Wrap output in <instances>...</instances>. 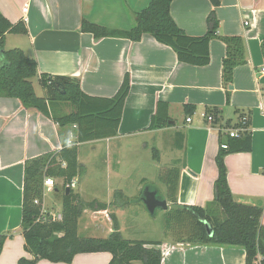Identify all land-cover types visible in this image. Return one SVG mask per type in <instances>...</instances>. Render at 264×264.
Here are the masks:
<instances>
[{
	"label": "crops",
	"instance_id": "obj_1",
	"mask_svg": "<svg viewBox=\"0 0 264 264\" xmlns=\"http://www.w3.org/2000/svg\"><path fill=\"white\" fill-rule=\"evenodd\" d=\"M149 2L0 0V13L11 23L25 18L28 33L17 35V41L23 43L12 42L13 47L34 57L40 73L74 79L84 93L99 97L114 95L124 75L129 74L130 89L117 135L91 143L103 141L107 153L113 154V149L124 140L164 131L174 160L180 158L184 162L180 165L175 197L179 205L203 207L212 202L219 140L230 137L231 130H237L239 136L249 134L251 150L224 156L227 184L236 201L261 207L260 221L264 227V56L260 47L264 39V0H221L216 7L209 0H172L170 4L171 17L188 35H204L206 17L213 10L218 20V35L242 37L246 62L233 70L228 106L221 79L225 44L220 38L209 41V63L195 66L180 62L171 47L157 42L150 34H143L138 41L123 37L95 39L91 33L79 30L83 19L111 29L127 30L134 24L135 14ZM23 7H26L24 12ZM158 101L168 105L170 126L149 130ZM187 103L194 106L189 115L184 113L183 106ZM211 112H218L213 123L202 117V113ZM187 117L190 121H186ZM242 117H246L245 127L240 126ZM68 127L71 130L64 137L62 132ZM180 132L184 135L182 142L177 136ZM71 133L72 126L59 128L36 109L23 107L18 99L0 96V233L12 232L3 244L0 264H17L20 257L32 258L24 248L20 226L24 161L60 148L63 141L71 139ZM180 143L181 149L177 147ZM74 181L77 187V178ZM116 185V194L127 199V192L118 182ZM110 187L107 198L112 191ZM143 188L138 186L141 193ZM151 192L156 200L167 201L165 184L162 191ZM125 207H114L119 232L127 239L159 241L154 247L161 252L160 264H244L245 253L239 246L169 241L164 227L153 238L145 236L148 230H132L134 227L125 221L128 215ZM106 229L109 232L104 234L84 235L107 237L113 228ZM111 259L109 252H92L78 253L69 263L40 259L36 264H109Z\"/></svg>",
	"mask_w": 264,
	"mask_h": 264
},
{
	"label": "trees",
	"instance_id": "obj_2",
	"mask_svg": "<svg viewBox=\"0 0 264 264\" xmlns=\"http://www.w3.org/2000/svg\"><path fill=\"white\" fill-rule=\"evenodd\" d=\"M171 2L172 0H150L145 8L135 14L134 24L127 30L111 29L86 19L81 21L79 30L91 33L95 39L123 37L138 41L143 34H150L157 42L171 47L180 62L195 66L209 63V41L215 37L220 38L225 44L221 79L228 106L233 70L246 62L242 37L218 35V20L213 10L206 17V33L201 36L188 35L171 17ZM209 2L216 7L221 0ZM27 33L23 20L11 23L0 13V96L18 99L23 107L36 109L59 128L72 126L69 139L72 146L68 147L66 141H63L60 148L24 161L20 226L24 248L32 258L20 257L17 264H36L40 259L69 263L78 253L92 252H109L112 255L109 264H160L161 252L154 247L160 242L125 238L118 230L114 214H111L113 230L107 237L80 235L78 223L83 211L105 210L108 204L95 200L83 201L70 186L81 175L78 145L117 135L125 98L130 89L129 74L124 75L122 83L111 97L88 95L74 79L40 73L36 59L27 56L21 48L5 49L6 34ZM260 47L264 56V39ZM33 80L40 86L41 94H37ZM54 82L59 83L58 88L53 86ZM61 105L69 106V111L63 112ZM183 107L186 115L194 111L192 104L187 103ZM167 109L166 102H157L149 130L170 126ZM210 114L216 120L218 112ZM240 126L245 127L246 124ZM177 136L182 142V132ZM223 143L227 144V148L221 147ZM177 147L181 149L182 143L177 144ZM249 150V134L219 140V150L215 156L217 177L213 184L214 198L203 207L176 203L179 169L184 162L174 160L160 176L166 185L167 201L171 203L163 213L165 234L170 233L176 237L177 242L189 244L239 246L245 253L244 264H264V227L260 221L262 209L233 198L227 184L224 164L226 154ZM48 177L61 180L60 187L57 184L53 187L54 193L61 191L60 219L50 218L49 213H41L43 181ZM36 198L39 200L38 204L33 202ZM206 222L213 229L211 235L207 232ZM170 226H174L172 232L169 231ZM11 236V231L0 233V252L5 240ZM132 260L140 261L135 263Z\"/></svg>",
	"mask_w": 264,
	"mask_h": 264
},
{
	"label": "rangeland",
	"instance_id": "obj_3",
	"mask_svg": "<svg viewBox=\"0 0 264 264\" xmlns=\"http://www.w3.org/2000/svg\"><path fill=\"white\" fill-rule=\"evenodd\" d=\"M16 37H18L16 34L7 36V42L4 43L5 49L13 48L15 45L12 42H15L14 44L23 43L22 40L17 41L18 38ZM33 82L37 94H41L40 86L35 80ZM61 109L63 112H68L70 107L61 105ZM69 130H71V127L62 132L64 137L68 135ZM169 143V137L164 131H161L154 133L153 136L146 134L124 140V142L118 144L116 150L113 149V154L111 152L107 153V145L103 141H99L97 144L84 142L78 145L81 175L77 177V187L73 186L72 188L83 201H99V198L101 201L103 199V203L108 204L106 216L89 209L83 211L78 223V233L80 235L109 232L106 227L111 229L113 226L111 214L116 210L114 207L125 205L126 209L124 211L128 213L125 216V221L127 225L130 224L131 227H134L132 230H135V228L140 231L148 230L149 232H146L149 234H145V236L158 237V229L163 228V213L171 206V203L166 201L167 208L165 210L155 206L152 211H149L145 200L147 196L154 195V192L151 191L157 189L162 191L164 187L160 176L165 169L173 164V157L175 156L168 145ZM117 182L118 185L120 184V188L127 192V199H123L124 196L116 194L118 192L114 189ZM57 185L61 186L60 180ZM139 185L144 187L142 193L138 190ZM109 187L112 188V191H110V196L108 195L107 198ZM43 206L46 213L55 216L60 213L61 191L56 194L53 189L45 190ZM173 229L174 226L172 228L170 226L169 231L172 232ZM167 236L169 241H176V237L170 233Z\"/></svg>",
	"mask_w": 264,
	"mask_h": 264
},
{
	"label": "built area",
	"instance_id": "obj_4",
	"mask_svg": "<svg viewBox=\"0 0 264 264\" xmlns=\"http://www.w3.org/2000/svg\"><path fill=\"white\" fill-rule=\"evenodd\" d=\"M22 11H26V7H23ZM24 18V17H23ZM25 19V18H24ZM23 19V20H24ZM244 24H247V22H245ZM262 71H264V68H262ZM202 117L206 119L207 122L209 123H213L214 122V117L212 114H205V113H202ZM186 121H190V117H187L186 118ZM246 122V117H242L241 118V124H245ZM242 127V126H241ZM229 136L230 137H239V133L237 132V130H231L228 132ZM221 147L222 148H227V144L223 143L221 144ZM58 180L57 179H54V178H51V177H48V178H45L44 181H43V186H44V193H43V196L45 195V190H51L53 189V187L57 184ZM75 181L73 180L71 183H70V186L73 187L74 186V183ZM68 187V185H67ZM34 203L38 204L39 203V200L36 198L34 199L33 201ZM41 213L43 214H46V211L44 209V206H43V201H42V205H41ZM94 212H98L99 214H105L106 216V209L105 210H96ZM264 212V210H263ZM57 218V219H60V215H57V216H52V218Z\"/></svg>",
	"mask_w": 264,
	"mask_h": 264
},
{
	"label": "water",
	"instance_id": "obj_5",
	"mask_svg": "<svg viewBox=\"0 0 264 264\" xmlns=\"http://www.w3.org/2000/svg\"><path fill=\"white\" fill-rule=\"evenodd\" d=\"M53 86L55 88H58L59 83L58 82H54ZM145 202H146V205H147L149 211H152V208H154L155 206H161V208L163 210H165L167 208L166 200L158 201L152 195L147 196ZM50 218H52L51 215H50ZM205 224H206L207 232L209 233V235H211L212 232H213V229H212L211 225L209 223H207V222Z\"/></svg>",
	"mask_w": 264,
	"mask_h": 264
},
{
	"label": "clouds",
	"instance_id": "obj_6",
	"mask_svg": "<svg viewBox=\"0 0 264 264\" xmlns=\"http://www.w3.org/2000/svg\"><path fill=\"white\" fill-rule=\"evenodd\" d=\"M66 144H67L68 147H71L72 146L71 140H67Z\"/></svg>",
	"mask_w": 264,
	"mask_h": 264
}]
</instances>
